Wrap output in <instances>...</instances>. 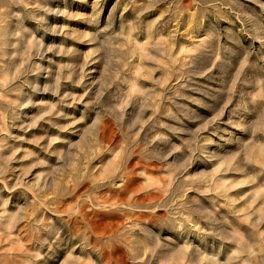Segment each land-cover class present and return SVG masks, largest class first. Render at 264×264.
I'll use <instances>...</instances> for the list:
<instances>
[{
  "label": "rangeland",
  "instance_id": "obj_1",
  "mask_svg": "<svg viewBox=\"0 0 264 264\" xmlns=\"http://www.w3.org/2000/svg\"><path fill=\"white\" fill-rule=\"evenodd\" d=\"M0 264H264V0H0Z\"/></svg>",
  "mask_w": 264,
  "mask_h": 264
}]
</instances>
